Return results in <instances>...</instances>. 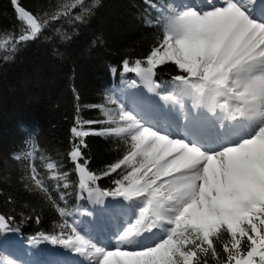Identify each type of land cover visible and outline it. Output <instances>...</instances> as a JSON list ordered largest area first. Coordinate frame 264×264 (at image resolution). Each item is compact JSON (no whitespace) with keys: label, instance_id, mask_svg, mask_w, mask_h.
Instances as JSON below:
<instances>
[{"label":"snow or ice","instance_id":"1","mask_svg":"<svg viewBox=\"0 0 264 264\" xmlns=\"http://www.w3.org/2000/svg\"><path fill=\"white\" fill-rule=\"evenodd\" d=\"M84 2L73 0L54 15H41L22 0H10L19 34L0 43V49L14 53L72 9L88 13ZM161 16L158 46L144 60H124L123 68L155 91L157 67L173 63L181 74L173 77L174 86L162 99L182 108L190 100L199 114L177 137L122 104L115 109L90 106L99 108L102 120H83L78 107L68 157L78 175L79 194L97 204H104L105 196L122 197L130 202V214L114 234L112 248L93 242L68 222L70 213L29 163L30 175L24 179L31 183L24 187L42 192L64 220L59 235L41 233L39 239L79 254L81 264H264V0H204L202 6L187 4ZM159 111L163 113L162 106ZM89 136L116 137L125 144L122 158L99 175L88 167L84 149ZM46 167L50 179L63 181L57 188L70 186L68 172L55 161ZM118 170L121 178L114 189L97 185L101 176ZM6 202L14 203L11 196ZM124 207L122 201L105 205L97 226L102 229L107 215ZM35 219L39 222V216ZM15 222L14 215L0 213V231H15ZM51 264L60 261L54 258Z\"/></svg>","mask_w":264,"mask_h":264},{"label":"trees","instance_id":"2","mask_svg":"<svg viewBox=\"0 0 264 264\" xmlns=\"http://www.w3.org/2000/svg\"><path fill=\"white\" fill-rule=\"evenodd\" d=\"M72 2L22 0L26 8L41 15H54ZM179 3L180 0H85L88 13L79 7L72 9L69 16L52 21L37 39L18 46L14 53L0 49V213L14 215L16 221L15 231H0V262L10 264L5 246L9 237L18 236L28 242L41 233L59 235V226L64 223L42 192H29L24 187L31 183L24 179L30 175L29 163L36 165L54 199L70 213L66 218L70 224L71 219L78 218V211L90 208L87 194H79L78 175L68 157L75 140L71 130L76 124L77 108L83 120H102L99 108L90 106L115 109L120 104L117 94L140 80L136 73L125 72L123 61L144 60L158 46L164 30L161 13L166 16ZM77 14L85 19L75 20ZM19 29L10 0H0V43L18 35ZM178 74L181 73L171 62L158 66L153 77L158 91L165 93L173 88V77ZM110 98L117 103H111ZM87 143L84 151L89 170L98 175L122 158L125 151L124 142L116 137L89 136ZM29 152L32 155L28 159H14L17 154ZM53 161L61 166L60 171L68 172L67 189L56 187L63 181L50 179L46 165ZM120 178L118 170L101 176L97 185L108 191L116 187L114 181ZM61 194L63 200L59 199ZM9 196L14 203L6 202Z\"/></svg>","mask_w":264,"mask_h":264},{"label":"rangeland","instance_id":"3","mask_svg":"<svg viewBox=\"0 0 264 264\" xmlns=\"http://www.w3.org/2000/svg\"><path fill=\"white\" fill-rule=\"evenodd\" d=\"M204 0H180V3L176 10H182V7L187 4H192L196 6H202ZM135 85L131 83L127 86L126 90L119 92L117 94V98L120 104L124 105L125 108L129 111H134L135 113H140L141 115L145 116L146 119L150 120L151 122L155 123L158 127L167 130L168 127L172 128L177 132L183 133V128L181 123L183 122V112L185 111V106L191 105L190 100H185L184 107L182 108L179 104H172L171 102L165 101L162 99L163 92L161 94L158 92V88L155 91L150 90L146 87L140 80L135 81ZM172 90V89H171ZM170 90L166 91L165 93L169 92ZM160 94V95H159ZM141 105L148 106L153 110H145ZM163 107V113L160 111L157 112L160 107ZM192 111L196 110L192 107L190 108ZM157 110V111H155ZM182 110L181 112H178ZM178 112V113H177ZM179 116L182 115V118L178 117L179 120L174 123L170 122L168 119V115ZM184 124H187L184 122ZM166 125V126H165ZM163 126H165L163 128ZM109 197H104V204H98L99 210L104 208L105 205H111L109 203ZM129 201H124L123 204L125 205L124 209L118 211V216L115 214L109 213L105 219V225L109 226L113 223L112 228H102L98 232L91 231V219L88 218V215L84 211L79 212L78 218L71 219L72 224H74L78 230H80L82 235H85L86 238L90 237L93 242H99V244L112 248L115 243V236L114 234L121 229L122 224H124L128 218V214H130V209L127 207L129 205ZM100 214V211H99ZM101 215V214H100ZM115 215V218L113 217ZM93 232V233H92ZM44 240H38L41 242ZM33 240L30 242H22L18 237H12L5 241V245L8 247V251L11 255L10 264H51V261L55 258L60 261V264H81L84 261V257L79 258L81 261L80 263H76V254L75 252L71 251L67 248H59V246L52 245L48 243V246L44 247H35L32 243ZM147 243H151L152 241H146ZM37 254V256H35ZM73 256V257H72ZM72 258V259H71ZM76 258V259H75Z\"/></svg>","mask_w":264,"mask_h":264},{"label":"bare ground","instance_id":"4","mask_svg":"<svg viewBox=\"0 0 264 264\" xmlns=\"http://www.w3.org/2000/svg\"><path fill=\"white\" fill-rule=\"evenodd\" d=\"M191 108V105H188V106H185V108H184V112H183V122L181 123V126H182V128H183V130H184V122H186V123H188L189 122V119L191 118V117H193V116H196V115H198L199 114V110L198 109H196V110H191L190 109ZM182 110H179L178 112H181ZM177 112V113H178ZM181 117L182 118V115H179V116H173L172 114L171 115H168V119H170V122L171 123H174V122H176L177 123V121L179 120V118ZM166 126V125H165ZM165 126H163V128L165 127ZM167 131H169V132H171L174 136H177V137H183L184 135H185V130L183 131V133H181V132H177V131H175V130H173L172 128H170V127H168V129H167ZM89 199V198H88ZM92 203H93V205H95V206H97L98 204L97 203H95L94 202V200L93 199H89ZM109 203L111 204V205H115V204H117L118 202H123V200L121 199V198H117V197H109ZM88 216H89V218L91 219V221L92 222H94V223H96V225H98L99 224V222H98V217H94V216H92L91 215V212H87L86 213ZM115 215L116 216H118V212L117 213H115ZM98 232V231H97ZM93 233V232H92ZM33 244H35L34 246L35 247H38V246H40V247H44V246H48V243H50V242H48V241H46V240H44V241H41V242H32ZM77 256H76V258L78 259V260H76V263H80L81 261L79 260V258H82V256H80L79 254H77V253H75ZM35 256H37V254L35 255ZM73 257V256H72ZM75 258V259H76ZM72 259V258H71Z\"/></svg>","mask_w":264,"mask_h":264}]
</instances>
